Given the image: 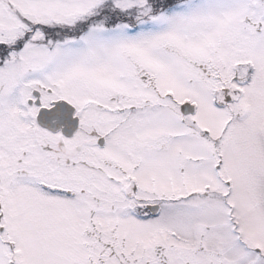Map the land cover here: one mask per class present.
Listing matches in <instances>:
<instances>
[{
    "label": "snow or ice",
    "instance_id": "obj_1",
    "mask_svg": "<svg viewBox=\"0 0 264 264\" xmlns=\"http://www.w3.org/2000/svg\"><path fill=\"white\" fill-rule=\"evenodd\" d=\"M0 264H264V0H0Z\"/></svg>",
    "mask_w": 264,
    "mask_h": 264
}]
</instances>
